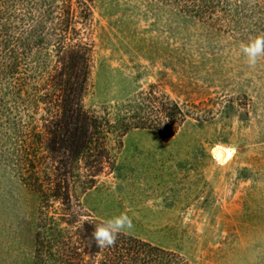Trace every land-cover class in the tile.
Listing matches in <instances>:
<instances>
[{"label":"rangeland","instance_id":"374dc122","mask_svg":"<svg viewBox=\"0 0 264 264\" xmlns=\"http://www.w3.org/2000/svg\"><path fill=\"white\" fill-rule=\"evenodd\" d=\"M91 9L82 104L108 122L106 139L76 159L51 152L39 126L44 143L23 160L13 115L0 142V264H41L53 230L66 237L125 210L129 234L190 264H264V58L250 67L240 49L262 32L250 19L232 28L161 0H92ZM167 99L184 119L168 122Z\"/></svg>","mask_w":264,"mask_h":264},{"label":"trees","instance_id":"16d2710c","mask_svg":"<svg viewBox=\"0 0 264 264\" xmlns=\"http://www.w3.org/2000/svg\"><path fill=\"white\" fill-rule=\"evenodd\" d=\"M161 1L176 3L179 12L197 19H224L232 28L240 29L250 19L252 29L264 34V0ZM91 2L0 0V142L7 134L3 128L16 123L13 115L19 114V156L23 160L32 155L27 151L30 146L44 143L39 126L47 130L51 152L68 150L76 159L89 153L95 139L101 143L106 139L108 122L82 104L93 51L82 39V29L91 19ZM161 107L168 122H175L178 114L180 120L186 116L170 99ZM94 133L99 134L97 138ZM99 221L86 220L66 237L61 230H53L49 245L42 232H37L39 247H49L48 254L38 255L39 263L190 264L176 251L132 234L120 235L114 246L97 248L92 232Z\"/></svg>","mask_w":264,"mask_h":264},{"label":"clouds","instance_id":"9594fccd","mask_svg":"<svg viewBox=\"0 0 264 264\" xmlns=\"http://www.w3.org/2000/svg\"><path fill=\"white\" fill-rule=\"evenodd\" d=\"M241 52L250 67H255L264 58V34L250 37L240 45ZM134 229V218L128 210L120 212L105 220L96 222L93 227L92 239L97 248L114 246L120 235H127Z\"/></svg>","mask_w":264,"mask_h":264},{"label":"bare ground","instance_id":"6f19581e","mask_svg":"<svg viewBox=\"0 0 264 264\" xmlns=\"http://www.w3.org/2000/svg\"><path fill=\"white\" fill-rule=\"evenodd\" d=\"M216 152H221V156L219 157L221 160H225V159H227V156H228V152L226 151V150H224V149H219L218 151H216Z\"/></svg>","mask_w":264,"mask_h":264},{"label":"water","instance_id":"95a60500","mask_svg":"<svg viewBox=\"0 0 264 264\" xmlns=\"http://www.w3.org/2000/svg\"><path fill=\"white\" fill-rule=\"evenodd\" d=\"M216 156H217V157H220V156H221V152H217V153H216Z\"/></svg>","mask_w":264,"mask_h":264}]
</instances>
